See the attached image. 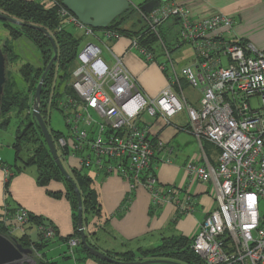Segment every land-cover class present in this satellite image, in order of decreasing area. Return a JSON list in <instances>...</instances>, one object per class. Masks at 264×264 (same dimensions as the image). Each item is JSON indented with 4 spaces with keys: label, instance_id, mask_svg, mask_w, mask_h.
<instances>
[{
    "label": "built area",
    "instance_id": "built-area-1",
    "mask_svg": "<svg viewBox=\"0 0 264 264\" xmlns=\"http://www.w3.org/2000/svg\"><path fill=\"white\" fill-rule=\"evenodd\" d=\"M47 1V7L59 5L57 0ZM159 2L151 12L139 10L146 25L160 39L159 29L168 21L177 22L176 47L191 45L196 65L177 68L163 41L167 62L161 64L139 38H127L145 63H156L170 75L155 98L143 91L121 57L112 55L111 62L103 57V41H118L124 35L86 26L60 6L64 26L79 30L87 42L64 84L67 91L59 93L57 108L65 117L66 131L58 146L80 169L123 179L130 194L144 188L151 207L157 208L173 203L174 190L162 187L156 170L151 171L164 144L151 135L145 118L162 116L168 121L186 112L189 131L202 146L208 143L218 151L214 165L196 160L185 165L192 182L212 183L215 189V207L199 223L192 249L206 264H264V51L221 33L232 29V17L217 14L194 20L179 0ZM184 85L200 91L197 105L188 100ZM0 167L7 171L1 157ZM4 214L20 227L29 218L20 207L12 215L7 210ZM40 230L46 239H55L51 227ZM79 244V239L69 241L73 257Z\"/></svg>",
    "mask_w": 264,
    "mask_h": 264
},
{
    "label": "crops",
    "instance_id": "crops-1",
    "mask_svg": "<svg viewBox=\"0 0 264 264\" xmlns=\"http://www.w3.org/2000/svg\"><path fill=\"white\" fill-rule=\"evenodd\" d=\"M179 3L187 9L189 16L194 20L207 19L217 14L232 17L234 19L232 29L229 32L221 31V33L229 38L245 40L257 50L264 51V0H179ZM171 25L179 30L174 23ZM124 27L127 26L124 25ZM168 29H171V26ZM162 34L155 46V54L161 64L167 62L163 56L164 53L158 51L159 46L163 48L161 42L163 41L166 46L171 45L172 42L177 43V36L174 37L169 31ZM75 35L80 37L83 34ZM86 42L87 40L84 39L80 49ZM102 46H105L109 52L108 58H105L107 61H112V55L123 59L128 70L149 97H157L167 86L170 75L162 72L156 63H145L139 54L130 48V41L127 38L114 42L104 40ZM182 46L175 47L172 51ZM173 61L177 68L195 66V51L192 56L184 57L181 61ZM182 82L186 85L184 79ZM185 85L188 100L197 105L201 93L198 91L200 94L198 98H191L188 96L191 88ZM178 117L184 119V122L178 121ZM145 122L149 125L151 135L164 144V149L158 152L160 161L156 165V173L162 187L174 190L173 203L161 205L151 215V197L144 188L138 187L127 210L119 213L131 192L130 185L115 175L105 176L102 173L88 172L87 176L92 180V188L98 193L102 207V217L93 220L87 227L90 233L88 237L100 251L105 253H124L140 248L150 249L156 242L158 243L156 235L168 237L180 234L193 241L198 225L204 219L206 212L215 207V189L212 183L192 182L185 171V165L189 160L209 162L214 165L217 162L218 151L210 144L207 147L208 143L202 146L196 136L189 131L187 113H180L168 121L162 116L146 117ZM0 157L7 169L5 171L0 167V222L11 228L10 233L0 234L8 239L12 236L18 238L28 236L33 242L39 240V228L32 225L21 228L5 217L4 185L9 172L11 176L9 204L24 208L33 216L52 222L57 227L61 238L72 235L74 232L73 210L70 202L65 196L57 199L49 195V192L65 194V186L60 182H51L47 187H40L36 183V171L27 167L17 168L21 164L16 163L15 154L13 165L6 162L7 155L0 153ZM167 159L171 162L167 163ZM68 165L71 169L78 170L74 160L69 159ZM190 208H192L191 211ZM177 215H180V218L175 225L169 226ZM104 224L108 226L104 227ZM67 250L68 246L65 243L55 241L43 252H37L31 256L39 258L44 255L47 260L57 264H66L67 261L74 264V261L67 256ZM85 264L99 263L88 260Z\"/></svg>",
    "mask_w": 264,
    "mask_h": 264
},
{
    "label": "trees",
    "instance_id": "trees-1",
    "mask_svg": "<svg viewBox=\"0 0 264 264\" xmlns=\"http://www.w3.org/2000/svg\"><path fill=\"white\" fill-rule=\"evenodd\" d=\"M149 1L151 0H146L138 8L131 7L130 10L117 18L108 29H114L120 34L124 35L126 38H139V41L143 46L148 48L149 51L155 53V46L159 40L158 36H156V34L153 33L146 24L145 26H141L140 23L142 20L134 19V17L139 14H136L138 12L137 10ZM57 3L59 5L47 7V4L43 0H0V14L15 18L27 25L36 26L43 29L52 36L57 46V59L45 79L41 95L40 108L43 120L49 128L51 137L55 142L58 155L81 193L83 202V224L85 227V232L88 236L90 233L88 232L87 227L91 225L93 220L100 219L102 217V207L99 201V195L96 190L92 188V180L87 176L89 171L80 169L79 167L78 170L77 168L71 169L69 167L67 158L68 151L58 146V140L64 135L65 132L56 131L50 125V107L56 105L58 102V97L61 95L59 94L60 92L58 91V87L62 84V82L65 84L70 79L71 71L74 68L77 55L80 51V44L84 41V37H77L71 30H69L73 27L64 26V22L59 15V8L62 5V1L57 0ZM175 24H177V22H175ZM124 25L127 27H124ZM7 26L11 28L9 34L11 40L14 42L25 38L31 41L37 47L40 53V59L38 66L27 63L19 69V73L24 81V85L22 87L19 86L13 76H10V70L6 68L7 80L4 87V95L2 97L0 128L7 129L10 127L13 121L16 123V137L14 143L12 144V148L14 150L16 163L18 162L21 164V166H18L17 168L34 167L37 172L36 183L40 187H47L51 182H60L65 186V194L49 192V195L57 199L65 196V198L70 202L73 210L72 219L74 228L72 235L61 238L59 236L57 227H55L52 222H48L46 219L33 216L28 211V222L21 228H24L28 225L39 228V240L38 242H33L28 236L16 238L18 239L19 243L23 245V247L33 250L34 255L37 252H43L47 246H49V244H52L55 241H61L68 246L67 256L74 261V264H85L88 260H92L99 264H111L93 257L81 245V243L73 250L74 257L69 254V241L72 239L80 240V235L78 232V198L72 184L65 178L63 173L57 167L49 151L41 128L36 119L32 117L35 92L42 75L55 55L53 43L45 33L38 29L30 27H18L17 25L10 23H8ZM160 35H163L162 32H160ZM11 48H14V46L6 45V47L2 49L5 56L7 57L8 66L10 63H15L19 57V55L15 53L14 49L12 51ZM8 53H11V58L9 57ZM54 86H56L55 89L57 91H54ZM208 145L209 144H207V147ZM158 152L159 151L156 152L152 161L153 163L151 166V171L153 173H155L156 165L160 161ZM3 166H5L4 163ZM10 182L11 176L8 172L7 180L4 185L5 205L3 207V212L7 210L8 214L12 215L19 207L13 205L11 206L9 204V201L11 200V193L9 189ZM133 197L134 193H131L129 196H127V199L125 200V203L119 213L125 212L127 210L131 200H133ZM159 207L160 206L155 209L151 207V215H153L155 210ZM179 216L180 215H177V217L171 221L169 226H174L176 221L180 218ZM16 224L20 226L18 223ZM103 226L107 227L108 225L104 224ZM41 227H44L45 229L51 227L53 232H55V239H46L43 230H40ZM10 232L11 228L6 226L5 223L0 222V233ZM87 242L95 249H98L91 242L89 237H87ZM192 243L193 241L191 239L180 234L163 237L161 239V244L157 247L150 249L140 248L138 250L141 252L140 260H165L172 262L161 264H206L201 257L195 254L194 250L192 249ZM106 254L119 261H137L134 251ZM34 258L36 259V264H57L56 262L47 260L44 255H41L39 258Z\"/></svg>",
    "mask_w": 264,
    "mask_h": 264
},
{
    "label": "water",
    "instance_id": "water-1",
    "mask_svg": "<svg viewBox=\"0 0 264 264\" xmlns=\"http://www.w3.org/2000/svg\"><path fill=\"white\" fill-rule=\"evenodd\" d=\"M62 5L71 12L80 22L94 29H107L109 28L114 21L119 18L121 15L126 13L131 9L132 4L129 0H61ZM159 5L158 0H152L144 4L140 9L145 12H151L155 7ZM138 8V7H135ZM0 21L17 25L19 27H30L35 28L46 34L47 37L53 43L54 57L48 64L44 74L41 77V80L38 84L37 90L34 95V104L32 109V117L36 119L39 124L41 131L44 135L45 141L49 148V151L60 171L63 173L65 178L69 180L72 184L77 198H78V232L80 235L81 245L93 256L100 260L106 261L111 264H161V263H172L165 260H146V261H136V262H124L119 261L99 249H95L87 242V234L85 232V227L83 224V202L81 193L74 183L69 173L67 172L65 166L63 165L58 151L51 137L49 128L47 127L45 121L43 120L41 114V95L44 86L45 79L53 67L57 59V46L52 38V36L45 32L43 29L36 26L27 25L15 18L9 17L7 15L0 14ZM7 57L5 56L3 50L0 48V120H1V105L2 97L4 95V87L6 84V68H7ZM24 254L32 255L33 250L23 247L19 243L18 239L14 236L11 239L4 237L0 234V264H9L22 260Z\"/></svg>",
    "mask_w": 264,
    "mask_h": 264
},
{
    "label": "rangeland",
    "instance_id": "rangeland-1",
    "mask_svg": "<svg viewBox=\"0 0 264 264\" xmlns=\"http://www.w3.org/2000/svg\"><path fill=\"white\" fill-rule=\"evenodd\" d=\"M45 1L48 2L47 0H45ZM129 1L131 2L132 7H136L140 4H142L145 0H129ZM136 14H138L139 17L137 15L134 17V19L135 20H137V19L142 20L140 25L145 26L146 23H145L142 15H141V13L138 11ZM171 23L173 24L172 20L168 21L159 29V31L164 32V33L169 31L171 33V35H173L175 37V36H177L176 34H177L178 29H177V27L172 26ZM7 24L0 21V48L4 49V47H6V45H8V46L13 45L14 46V48H11V50L13 51V49H14L15 53H17L19 55V57L15 63H10L9 66L7 65V68L10 70V76L11 77L13 76V78L19 84V86L22 87L24 85V81H23V78L21 77V75L19 73V69L27 63H31L35 66H38L39 65V59H40V53H39L37 47L31 41H29L25 38H23L19 41L13 42L11 40V37L9 36L11 28L8 27ZM169 26H171V29H168ZM13 27H16V26H13ZM71 30L77 35L81 34V32H78L74 28H72ZM174 43L175 42H172V44L167 45V47L170 48L171 57L176 62H177V60L181 61L182 59H184V57L187 58L189 55L192 56V54L194 53L193 47L189 44H184L181 48H179L180 50L178 49V50L172 51L176 47V44H174ZM101 47L103 49V57L108 58L109 52L107 51V48L105 46H101ZM158 51L164 53L163 56L165 57V60H167L166 53L164 52V49L159 46ZM8 54H9V57L11 58L12 57L11 53H8ZM177 58H179V59H177ZM75 66H76V62L74 64V67ZM55 88H56V86H54V91L56 90ZM63 90H66V89L64 88V83L62 82V84L58 87V91L61 92ZM188 92H189L188 96L191 98H194V97L198 98V96L200 95L199 94L200 91L198 92L197 90L190 89ZM58 105L59 104L56 103V105H54L53 107H50V110H51L50 111V125L56 131L65 132L66 131L65 117H64L63 113L57 109ZM177 120L180 122H184V119L182 120L181 117H178ZM15 134H16V123H15V121H13L11 123L10 127L7 129H1L0 128V153L3 155H7V157H5V160L9 164H12L14 162V150L12 148V144L15 141V137H16ZM31 169L36 171L34 167H32ZM163 237L156 235V238L158 239V243L156 242L154 247H157L158 245L161 244V239ZM154 247H150V248H154ZM138 250L139 249L134 251L136 254L137 261H142V260H140L141 252H139ZM130 251H132V250H130ZM33 256H24L23 259L21 260V262H17L15 264H36V259H34ZM144 261H146V260H144ZM66 264H72V262L67 261Z\"/></svg>",
    "mask_w": 264,
    "mask_h": 264
},
{
    "label": "flooded vegetation",
    "instance_id": "flooded-vegetation-1",
    "mask_svg": "<svg viewBox=\"0 0 264 264\" xmlns=\"http://www.w3.org/2000/svg\"><path fill=\"white\" fill-rule=\"evenodd\" d=\"M24 256H29V255H25V254H24ZM24 256H23V257H24ZM22 259H23V258H22ZM9 264H11V263H9Z\"/></svg>",
    "mask_w": 264,
    "mask_h": 264
},
{
    "label": "bare ground",
    "instance_id": "bare-ground-1",
    "mask_svg": "<svg viewBox=\"0 0 264 264\" xmlns=\"http://www.w3.org/2000/svg\"><path fill=\"white\" fill-rule=\"evenodd\" d=\"M180 47V46H179Z\"/></svg>",
    "mask_w": 264,
    "mask_h": 264
}]
</instances>
